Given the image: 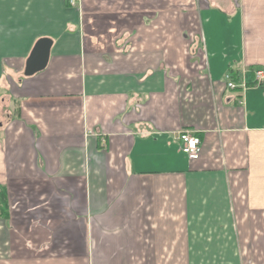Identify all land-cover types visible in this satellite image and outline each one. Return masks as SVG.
Returning a JSON list of instances; mask_svg holds the SVG:
<instances>
[{
  "label": "crops",
  "instance_id": "0c3cea01",
  "mask_svg": "<svg viewBox=\"0 0 264 264\" xmlns=\"http://www.w3.org/2000/svg\"><path fill=\"white\" fill-rule=\"evenodd\" d=\"M69 1L0 0V264H264V0Z\"/></svg>",
  "mask_w": 264,
  "mask_h": 264
},
{
  "label": "built area",
  "instance_id": "2783aa9c",
  "mask_svg": "<svg viewBox=\"0 0 264 264\" xmlns=\"http://www.w3.org/2000/svg\"><path fill=\"white\" fill-rule=\"evenodd\" d=\"M79 0H70L69 2L72 5H75ZM255 78L257 83H262L264 81V73L260 70L254 71ZM227 87L232 90H236L238 87L235 85L236 83L233 81V78L230 75L226 76ZM240 89H245L246 85L244 82L241 83ZM178 140L181 142L182 145V152L186 155L190 162H194L199 158V151L201 147V140L198 139L191 131H182L179 135Z\"/></svg>",
  "mask_w": 264,
  "mask_h": 264
},
{
  "label": "water",
  "instance_id": "95a60500",
  "mask_svg": "<svg viewBox=\"0 0 264 264\" xmlns=\"http://www.w3.org/2000/svg\"><path fill=\"white\" fill-rule=\"evenodd\" d=\"M52 45L53 41L50 39L48 40V38L37 40V43L35 44L25 64V77L34 76L46 69L50 59Z\"/></svg>",
  "mask_w": 264,
  "mask_h": 264
},
{
  "label": "rangeland",
  "instance_id": "374dc122",
  "mask_svg": "<svg viewBox=\"0 0 264 264\" xmlns=\"http://www.w3.org/2000/svg\"><path fill=\"white\" fill-rule=\"evenodd\" d=\"M226 77V76H225ZM19 77H2L0 80V126L6 125L8 121L7 115L15 116L18 112L17 100H14L12 94L10 93V84L11 81H17ZM13 118V117H12Z\"/></svg>",
  "mask_w": 264,
  "mask_h": 264
},
{
  "label": "trees",
  "instance_id": "16d2710c",
  "mask_svg": "<svg viewBox=\"0 0 264 264\" xmlns=\"http://www.w3.org/2000/svg\"><path fill=\"white\" fill-rule=\"evenodd\" d=\"M236 72V73H235ZM233 78V81L237 84L241 82V74L240 71L230 72ZM8 199H7V191L5 188L0 186V219H8Z\"/></svg>",
  "mask_w": 264,
  "mask_h": 264
},
{
  "label": "bare ground",
  "instance_id": "6f19581e",
  "mask_svg": "<svg viewBox=\"0 0 264 264\" xmlns=\"http://www.w3.org/2000/svg\"><path fill=\"white\" fill-rule=\"evenodd\" d=\"M236 73V72H235Z\"/></svg>",
  "mask_w": 264,
  "mask_h": 264
}]
</instances>
